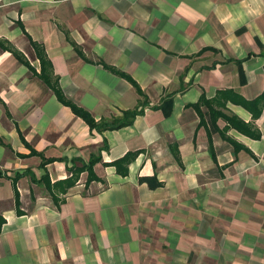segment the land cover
Instances as JSON below:
<instances>
[{"label": "crops", "instance_id": "0c3cea01", "mask_svg": "<svg viewBox=\"0 0 264 264\" xmlns=\"http://www.w3.org/2000/svg\"><path fill=\"white\" fill-rule=\"evenodd\" d=\"M263 94L264 0H0V264H264Z\"/></svg>", "mask_w": 264, "mask_h": 264}, {"label": "trees", "instance_id": "16d2710c", "mask_svg": "<svg viewBox=\"0 0 264 264\" xmlns=\"http://www.w3.org/2000/svg\"><path fill=\"white\" fill-rule=\"evenodd\" d=\"M236 95L232 92V91H222L220 92V94L215 97L213 100H207L205 97H202V104H205L208 109H209V117H210V121L212 123V127L214 128V130H217V120L221 117H223L225 120H227V122L229 123L230 126L236 128L237 130L244 132V133H248L254 137H257V135L252 132V126L249 124L244 123L243 121H241L239 118H237L236 116H227V115H223L222 112L217 111L214 108V105L216 104L217 106H222L225 107L226 103L228 101H232L234 103H237V99L235 98ZM66 102V101H64ZM68 103V102H66ZM243 105L248 108L253 114L254 117H258L262 111L264 107V94L261 96V98H258L255 101H244L242 102ZM241 103V104H242ZM196 107H198V112L201 114V123L205 124V117L204 115L201 113L199 106L197 105ZM73 110L76 112V114H78L79 116H81L89 125L91 128H99L101 129H107V128H120L126 124H131L134 117L138 114V110L137 109H133L130 111H127L124 114V118L123 119H115L114 124H107V123H103L101 125H98L95 120L91 117V115L89 113H87L86 111H83L81 109L76 108L75 106L72 105ZM234 145H236V149H239L238 145L233 143ZM1 176V174H0Z\"/></svg>", "mask_w": 264, "mask_h": 264}]
</instances>
